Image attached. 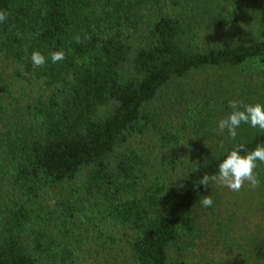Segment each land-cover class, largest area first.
<instances>
[{"label": "trees", "instance_id": "trees-1", "mask_svg": "<svg viewBox=\"0 0 264 264\" xmlns=\"http://www.w3.org/2000/svg\"><path fill=\"white\" fill-rule=\"evenodd\" d=\"M0 10V59L15 69V83L0 69V264H111L125 254L135 264H248V247L231 246L237 236L217 240L230 247L214 256L195 210L212 184L199 180L218 174L231 148L264 144L250 124L235 139L213 128L232 110L230 85L245 103H264V0H0ZM242 28L246 39L213 40ZM57 50L65 58L53 64ZM201 70L224 81L188 88ZM30 85L34 100L24 101ZM165 97L170 118L153 106ZM256 173L264 201V164ZM117 228L128 230L125 246ZM258 235L250 252L264 263Z\"/></svg>", "mask_w": 264, "mask_h": 264}, {"label": "rangeland", "instance_id": "rangeland-1", "mask_svg": "<svg viewBox=\"0 0 264 264\" xmlns=\"http://www.w3.org/2000/svg\"><path fill=\"white\" fill-rule=\"evenodd\" d=\"M250 23L253 22L251 21ZM246 26H247V30L253 29V26H251L250 28L248 27L247 24ZM247 30L246 28H242V32H234V33L228 32V34L225 33L216 34L214 35L213 40L216 41V39L219 40L220 38H223L224 40H228V39L239 40L241 38L246 39L248 37ZM238 35L240 37H238ZM0 69L1 71H3L4 75L7 76V78H12L15 73L13 64L9 62H5L1 59H0ZM223 78L215 70H201L192 73L188 77V79H184L183 82L187 84L188 88L195 85L203 89H209V88L214 89L216 87L214 83L220 84L221 81H224ZM12 83H15L14 77L12 79ZM231 86L232 85L229 86V89L233 93L232 95L233 100L243 101L241 97L243 96L244 89L241 88V90H237V89L232 90ZM37 88L33 85L27 86L24 93V91L20 86L19 94L20 95H22L23 93L25 94V97H23L24 101L26 100L32 101L34 100V98H32L34 95L33 90L35 92ZM168 99L169 97L162 98L161 100L158 99L153 104V106L156 107L158 111L160 110L164 111L166 116L170 118L171 113L166 108V105L168 104ZM112 108H113V104L102 107L99 111V116L102 117L107 113L111 112ZM214 118L215 119L213 121V128L216 131H218V133H221L218 129V121L222 119V117L220 115H217ZM224 131H226V129ZM143 140L146 141V139L142 138L139 140L140 143H143ZM147 140L153 141L150 139ZM196 144H199V142ZM158 147L159 146H156L157 150L155 149L152 152V143H151V151L148 153V147L147 150L145 151L146 154L150 156L151 160L156 162L157 164H159ZM201 148L203 149L204 147L203 145L201 146L200 144L199 147L196 149V151H202ZM174 167L176 166H173L172 168ZM246 191L247 194L249 195L248 199L245 200L243 199V196L241 197L244 201H246V203L243 201L238 202L233 196L235 194L234 191H231L227 187H224L222 185L212 183L206 195L211 196L213 200V206L210 208H205L202 207L200 203L198 208L195 210V216L197 217V221L199 224V234L200 236L201 234L203 235V239L204 242L206 243V247L213 253L216 251L214 255L215 257L222 255L223 258H226L225 254L219 252V246L220 249H223V247H227L229 249L230 247L229 242L217 243V240L219 239L222 240L224 237H227V239H223V240L229 241L232 237L237 236L235 238L237 239L238 244H234V245L231 244V246L236 248L238 247L239 244H243L246 247H248V255H247V257H249L248 264H264L261 263L259 259L255 260L250 252V250L258 249L260 247L259 241L257 240L259 238L258 234L264 236V201L262 200V196L260 195L257 189L252 190L251 188H248L246 189ZM236 208L239 209L240 213L238 214V216H232L231 214L232 212H234V210H236ZM230 216L233 217V221L232 218H230ZM229 220H231L233 224L236 223L234 225L235 228L232 230L228 228V225L224 226L229 222ZM112 231L115 232V234L118 236L120 246H125L128 240L127 237L128 230L123 228L122 229L117 228ZM236 252L237 251H232L231 253H236ZM109 257L113 259V260L110 259L111 264H135V261L132 259V257H129V255L127 254L122 255V257H119V259L114 258L112 256Z\"/></svg>", "mask_w": 264, "mask_h": 264}, {"label": "clouds", "instance_id": "clouds-1", "mask_svg": "<svg viewBox=\"0 0 264 264\" xmlns=\"http://www.w3.org/2000/svg\"><path fill=\"white\" fill-rule=\"evenodd\" d=\"M8 12L0 10V23L6 21ZM79 41V37H77ZM53 64L62 61L65 58V52L62 50L50 53ZM36 67H42L47 63L46 57L39 51L32 52L30 57ZM231 112L218 121V129L223 132L227 129L232 139L237 137L236 129L241 123L250 124L253 128L264 131V103H245L244 101H229ZM258 164H264V144H257L252 150H245L244 146L236 145L225 155V158L218 165V174L209 176L203 175L199 184L205 188L211 183H216L227 187L229 190L239 192L247 183L252 190L261 186V180L256 173ZM201 206L210 208L213 206V200L210 195L203 196Z\"/></svg>", "mask_w": 264, "mask_h": 264}]
</instances>
